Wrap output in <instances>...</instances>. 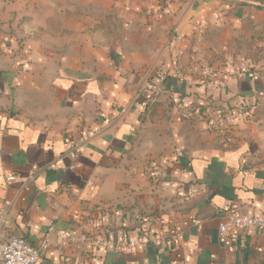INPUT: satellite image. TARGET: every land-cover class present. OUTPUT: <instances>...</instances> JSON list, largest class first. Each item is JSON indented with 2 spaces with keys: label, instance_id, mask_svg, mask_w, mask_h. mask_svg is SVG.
Masks as SVG:
<instances>
[{
  "label": "crops",
  "instance_id": "0c3cea01",
  "mask_svg": "<svg viewBox=\"0 0 264 264\" xmlns=\"http://www.w3.org/2000/svg\"><path fill=\"white\" fill-rule=\"evenodd\" d=\"M263 47L264 0H0L1 215L34 246L106 242L38 264H264V230L221 231L264 219ZM224 52L231 78L202 81ZM242 104L228 134L186 116Z\"/></svg>",
  "mask_w": 264,
  "mask_h": 264
},
{
  "label": "built area",
  "instance_id": "2783aa9c",
  "mask_svg": "<svg viewBox=\"0 0 264 264\" xmlns=\"http://www.w3.org/2000/svg\"><path fill=\"white\" fill-rule=\"evenodd\" d=\"M169 3L170 0H165ZM175 36L179 37L178 29L174 30ZM233 65V59L231 55L225 53L219 64V68L213 67V65H197V70L205 76V79L216 80L219 77L220 81H225L231 78V71L228 67ZM182 65L178 62L174 69V76L179 78L182 75ZM256 107L253 104H242L241 106L233 107L232 110L215 106L207 113L200 114L197 110H190L186 113V116L193 118L196 113L199 116H203L206 122V128L217 134H226L229 132V128L232 123L239 119L245 120L253 117L256 111ZM0 211V264H38L42 255L49 250L51 246L58 248H66L71 245H79L92 241L95 246H101L106 244L105 241L99 238H89L82 227L61 230L56 233L55 237H47L44 242L39 246L30 244L25 238L16 235L10 228L8 220L1 215ZM234 226L238 229L249 230L256 229L258 231L264 230V219L249 215V214H234L230 217V222L227 225L221 227L223 233H227L229 228ZM95 238V239H94ZM122 246L137 249L146 248V244H141L135 240H128L122 243Z\"/></svg>",
  "mask_w": 264,
  "mask_h": 264
},
{
  "label": "rangeland",
  "instance_id": "374dc122",
  "mask_svg": "<svg viewBox=\"0 0 264 264\" xmlns=\"http://www.w3.org/2000/svg\"><path fill=\"white\" fill-rule=\"evenodd\" d=\"M263 49H264V47H263ZM227 52V51H226ZM225 53V52H224ZM224 55V54H223ZM223 55L220 57V59L216 62V61H211L210 63L208 62V63H206V64H203V65H213V67H215V68H218V69H220L218 66H219V64H220V62H221V60H222V57H223ZM258 55V54H257ZM257 55H256V58H255V62H260V57H257ZM254 59V58H253ZM180 64H181V62H179ZM192 63H194V62H192ZM195 64V63H194ZM182 65V64H181ZM183 67V66H182ZM201 73V72H200ZM202 74V73H201ZM188 75V70L185 68V67H183V69H182V75H181V77H185V76H187ZM168 79L167 80H170V78L169 77H167ZM174 78H177V77H174ZM180 78V77H179ZM200 79L203 81V80H207V79H205V76H200ZM166 80V81H167ZM209 80V79H208ZM216 81H220L219 80V77H217V79H216ZM194 118V117H193ZM229 130H230V128H229ZM203 132H205L207 135L208 134H217V133H214L213 131H211L208 127L206 128V129H204V130H202ZM226 134H228V133H226Z\"/></svg>",
  "mask_w": 264,
  "mask_h": 264
},
{
  "label": "trees",
  "instance_id": "16d2710c",
  "mask_svg": "<svg viewBox=\"0 0 264 264\" xmlns=\"http://www.w3.org/2000/svg\"><path fill=\"white\" fill-rule=\"evenodd\" d=\"M167 80V79H166ZM151 104V101L149 102V105ZM213 107H215V106H211V105H209V106H201L200 107V109H199V113L200 114H203V113H207V112H209V110L211 109V108H213ZM233 108L231 107V108H229V110H232ZM197 111V110H196ZM256 112H257V109H256V111H255V113L253 114V116L256 114ZM197 114V113H196ZM250 119H251V117H250ZM250 119H248V120H250Z\"/></svg>",
  "mask_w": 264,
  "mask_h": 264
}]
</instances>
